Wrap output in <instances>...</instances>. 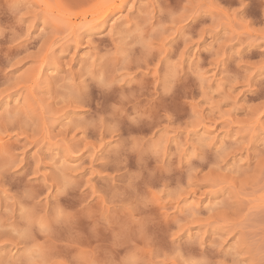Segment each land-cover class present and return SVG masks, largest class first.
I'll return each mask as SVG.
<instances>
[{
    "label": "rangeland",
    "instance_id": "374dc122",
    "mask_svg": "<svg viewBox=\"0 0 264 264\" xmlns=\"http://www.w3.org/2000/svg\"><path fill=\"white\" fill-rule=\"evenodd\" d=\"M102 1L0 0V261L19 256L23 202L91 205L41 238L49 264H264V0ZM101 6L115 8L91 17ZM101 65L125 80L112 93L91 79ZM81 89L86 102L68 103ZM122 92L125 113L151 117L100 123ZM133 137L158 155L137 180L149 205L126 210L114 197L139 171L123 154ZM133 216L152 218L147 240Z\"/></svg>",
    "mask_w": 264,
    "mask_h": 264
},
{
    "label": "snow or ice",
    "instance_id": "6c2138e0",
    "mask_svg": "<svg viewBox=\"0 0 264 264\" xmlns=\"http://www.w3.org/2000/svg\"><path fill=\"white\" fill-rule=\"evenodd\" d=\"M23 22L24 21H22V23ZM90 76L102 94L116 91L117 83H125V80L121 76H109L108 72L104 70L103 65L95 71H91ZM130 99L131 98L127 96H121L119 102H115L111 105L110 113L101 117L100 123L105 126L115 125L118 127L120 117L127 118L131 124L145 121L151 117L152 114L148 111V107H152L153 105H149L144 110H141L140 107L137 106L134 112L125 113L124 108ZM66 100L68 103H84L87 100L86 92L84 89L74 91ZM155 107L157 109L156 114H160V106L155 105ZM169 118L171 117L169 116ZM95 125L96 122L93 121L90 126L94 127ZM127 153H134L137 156L140 166L139 171L132 175L127 189L125 190V194L123 196L114 197V200H118V206L126 210H134L140 203H143L144 206L147 207L150 202L137 191L139 188L137 180L140 178L141 172L145 173L143 177L145 180L151 179V173L145 168V159L149 155H158V149L155 145L149 146V144L143 143L139 138L133 137L124 142L123 154L126 155ZM120 154L121 153L118 152V155ZM85 175H87V173H85ZM4 179L7 178L5 177ZM68 187L69 186L65 184L57 194H66ZM53 191H55V189H53ZM33 198L34 194L30 190H25L23 199L32 200ZM48 199L51 200L52 197L49 195ZM40 202H43V197ZM90 207V204L85 203L81 205L78 211H66L63 207H57L54 214L51 212L38 214L35 207H24L23 202H21L20 217L23 221V225L9 229L19 246V256L14 262L10 259L8 261H0V264H49L47 258L49 253L47 242L41 243V238L52 236L59 239L60 237L56 234L61 233L62 229L73 228L76 220L82 213H87L89 217H94V213L89 211ZM101 220L106 224H110L108 217H101ZM133 223L136 225V231L139 233L140 238L147 240L149 238L147 230L149 225L153 223L152 218L143 216L136 219L135 216H133ZM119 238L120 233H117V239ZM5 247H7V245H5ZM61 264H76V261L66 258ZM104 264H114V262L105 260ZM118 264H136V262L126 258L118 262ZM202 264H210V262H202Z\"/></svg>",
    "mask_w": 264,
    "mask_h": 264
},
{
    "label": "bare ground",
    "instance_id": "6f19581e",
    "mask_svg": "<svg viewBox=\"0 0 264 264\" xmlns=\"http://www.w3.org/2000/svg\"><path fill=\"white\" fill-rule=\"evenodd\" d=\"M107 0H105V1H102V3L104 4L105 2H106ZM124 0H119V2H123ZM107 4H109V3H107ZM119 7V6H118ZM114 6L111 8V7H109V6H104V8L101 6V8L100 7H98V8H96V9H94L93 11H91L90 12V16L91 17H93V16H95L96 14H98V16H101L102 15V17L105 15V14H111L112 12H113V10H114ZM108 15H106L105 17H107ZM99 18H101V17H99ZM102 20H104V19H102ZM128 84V83H127ZM126 84V85H127ZM129 85H131L130 84V82H129ZM141 85V84H140ZM84 86H86V85H84ZM87 86H89L88 84H87ZM136 86V85H135ZM138 86V85H137ZM142 86V85H141ZM126 87V86H125ZM82 88H85V87H82ZM88 88V87H87ZM91 88V87H90ZM117 88V87H116ZM137 88V87H136ZM90 90V89H89ZM91 90H92V88H91ZM90 90V91H91ZM131 90V89H130ZM138 90V89H137ZM120 92V91H119ZM124 92H125V90H124ZM124 92H122L123 93V95L122 96H124ZM126 92H127V89H126ZM117 93V92H116ZM119 94V93H118ZM121 94V93H120ZM130 94V93H129ZM114 95V94H113ZM112 96V95H111ZM115 97V96H114ZM129 102V101H128ZM134 109V108H133ZM132 110V109H131ZM132 111H134V110H132Z\"/></svg>",
    "mask_w": 264,
    "mask_h": 264
}]
</instances>
